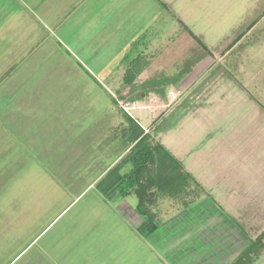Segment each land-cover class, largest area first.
<instances>
[{"label": "rangeland", "instance_id": "obj_1", "mask_svg": "<svg viewBox=\"0 0 264 264\" xmlns=\"http://www.w3.org/2000/svg\"><path fill=\"white\" fill-rule=\"evenodd\" d=\"M171 3L174 13L209 52L191 41L188 34L179 33L168 48L171 51L164 49L162 72L158 74L161 82L152 81L145 84L146 89L136 90L144 93L151 90L153 94L114 108V124L121 121L120 109L127 112L148 134V140L165 148L181 164L182 173L188 175L179 196L172 198L154 184L166 177L163 167L158 163L148 168L146 174H154L158 168L155 182L148 184V191L154 195L148 210L157 224H161L157 234L173 236L168 241L156 239L163 243L162 249L169 245L176 249L169 256L172 258L163 255L162 262L154 253L146 252L144 257L139 253L134 255L142 264H228L251 241L264 235V16L243 38H238L261 16L264 0H173ZM44 47L48 52L49 44ZM51 67L57 66L47 63L33 75L37 80L46 78L39 80L45 84L38 92L48 90L51 95L43 97L46 101L55 99L57 105L44 107L34 118L28 115L31 122H21L17 134L21 132V143L31 144L26 155L30 153L35 173L28 175L36 177L42 175L38 171L52 172L47 167L60 172V168V181L66 189L73 188L70 193H75L81 184H86V180L79 182L78 177L87 172L82 167L89 164L88 156L97 142L94 139H101L104 134L106 110L112 99L99 86L95 94L89 95L95 88L90 89V79L84 74L78 76L75 72L70 74L72 77L49 74ZM21 70L17 77L28 75L26 68ZM152 70L153 67L146 77L159 73ZM64 80L66 88L61 84ZM161 84L164 99L156 96ZM62 89H66L65 94ZM69 99L75 105H66ZM109 123L112 122L107 121L106 127ZM26 125L28 130L24 131ZM53 128L59 133L56 141ZM105 143L103 140L106 153L101 149L99 155L101 159L113 160L121 150V143L116 139L113 144ZM90 171L89 176L98 169L92 167ZM105 178L112 175L109 173ZM84 202L80 201L71 211L77 221ZM125 202L134 209L136 198L131 195ZM113 206L108 200L107 208ZM112 210L109 211L113 213ZM80 222L88 226L86 221ZM255 260L264 264V239L252 255V261Z\"/></svg>", "mask_w": 264, "mask_h": 264}, {"label": "crops", "instance_id": "obj_2", "mask_svg": "<svg viewBox=\"0 0 264 264\" xmlns=\"http://www.w3.org/2000/svg\"><path fill=\"white\" fill-rule=\"evenodd\" d=\"M171 2L0 0V264H142L134 254L144 257L146 252L154 253L161 262L163 255L172 258L169 256L176 248L169 245L162 249L163 243L156 237L168 241L173 236L157 234L161 224L138 214L137 199L132 209L125 202L132 194L121 193L131 168L127 118L130 115L120 109L121 121L114 124L112 120L115 107L133 104L151 93L136 90L152 81L161 82L158 74L162 72L164 49L175 43L179 33L188 34L191 41L209 52L174 13ZM263 16L264 11L238 38H243ZM46 44L48 52L43 48ZM47 63L57 66L49 68V74H84L90 79V89L95 88L89 95L95 94L99 86L112 99L106 110L107 121L112 123L106 127V121L101 139H94L97 142L88 156L89 164L82 167L87 172L78 177L79 182L86 180V184H81L75 193H70L73 188L66 189L60 181V168V172L47 167L52 172L28 175L35 173L30 153L26 155L31 144L21 143V132L17 134L21 122H31L28 115L36 116L44 107L57 105L55 99L46 101L43 97L50 94L48 90L47 94L38 92L45 84L39 80L46 78L37 80L33 75ZM152 67L153 72L159 73L146 77ZM21 68L28 70L23 78L17 77L23 71ZM127 73L133 76L131 84L125 81ZM61 84L68 87L66 80ZM62 92L65 94L66 89ZM66 105L75 102L69 99ZM27 128L28 125L24 126V131ZM55 129L54 141L59 135ZM102 139L106 146L113 144L114 139L120 141L121 150L113 160L101 159L98 150L106 153ZM90 165L98 169L91 176ZM109 173L112 178L106 179ZM82 200L83 213L77 221L71 211ZM108 200L112 206L116 204L114 209L107 208ZM112 209L113 213L109 211ZM80 221H86L90 227ZM240 254L228 264L234 263Z\"/></svg>", "mask_w": 264, "mask_h": 264}, {"label": "trees", "instance_id": "obj_3", "mask_svg": "<svg viewBox=\"0 0 264 264\" xmlns=\"http://www.w3.org/2000/svg\"><path fill=\"white\" fill-rule=\"evenodd\" d=\"M125 78L128 84L133 82V76L131 74L127 73ZM156 90H158L156 93L164 99V89L160 87ZM124 113L127 115V112ZM127 118L129 123L130 152H133V154L129 159L131 168L125 176L126 181L121 193L123 195H135L138 214L149 219H155L153 213L148 210V205L152 204L154 198V195L148 191V184L155 182V174H157L158 168L156 167L154 174H146L149 170L148 168L157 166L158 163L163 167L162 171H164L166 177L163 176V179L159 178L158 182L154 184L158 187L160 186V191L172 198L179 196L183 186L186 184L188 175L182 173L181 164L165 148L158 144L153 145L152 141L148 140V134H144L139 125L134 122L135 119L131 116H127ZM263 236L261 235L256 240L251 241L232 264L251 263L255 250L262 245L264 238L262 240L261 238Z\"/></svg>", "mask_w": 264, "mask_h": 264}, {"label": "built area", "instance_id": "obj_4", "mask_svg": "<svg viewBox=\"0 0 264 264\" xmlns=\"http://www.w3.org/2000/svg\"><path fill=\"white\" fill-rule=\"evenodd\" d=\"M125 109V108H124ZM125 111H128L127 109H125Z\"/></svg>", "mask_w": 264, "mask_h": 264}]
</instances>
